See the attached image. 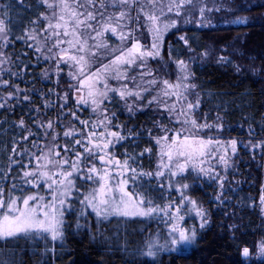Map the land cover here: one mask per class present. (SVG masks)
Instances as JSON below:
<instances>
[{
	"label": "snow or ice",
	"instance_id": "obj_1",
	"mask_svg": "<svg viewBox=\"0 0 264 264\" xmlns=\"http://www.w3.org/2000/svg\"><path fill=\"white\" fill-rule=\"evenodd\" d=\"M241 28L264 32V0H0V264L30 248L77 264V235L98 264H173L213 229L232 264H264V184L257 201L236 179L245 156L264 171V112L225 138L236 101L201 79L223 67L264 85V42L205 43ZM150 222L133 246L128 225Z\"/></svg>",
	"mask_w": 264,
	"mask_h": 264
},
{
	"label": "trees",
	"instance_id": "obj_2",
	"mask_svg": "<svg viewBox=\"0 0 264 264\" xmlns=\"http://www.w3.org/2000/svg\"><path fill=\"white\" fill-rule=\"evenodd\" d=\"M241 15H249V16H259V11H254L252 13H242ZM250 33L248 36V40L250 42L251 48H256L258 50V46L264 42V32H261L256 28H241L239 30H232L231 32L220 31L214 32L210 34V37L205 39V43H210L211 38H219L223 36H229L230 38L236 35L243 36L244 33ZM20 45L17 44V48L19 49ZM260 61H257L259 64ZM201 79L204 81H210L206 85V90L211 91H222L229 92L233 95L225 97L224 99L227 102L232 100L236 101L235 105L229 103V111L232 113L229 117V125L231 126L232 131L225 132L224 137H233L238 139H245L247 132V124H243V128H241V124L243 123L241 116L242 114L251 115L252 112L260 113L264 112V94L260 92L261 87L264 85L260 83H256L255 77L251 75L237 77L232 71L228 68H217L211 67L206 69L201 74ZM246 93H252L251 96H248L246 99H243ZM205 100L208 98L205 96ZM243 100V102H242ZM215 101H213V104ZM252 104L251 109H246L244 104ZM212 105L206 103L203 106L204 111H208L209 107ZM245 164L241 165V172L243 175H238L236 177L237 180L248 179V183L243 185L244 192L240 193L241 195H251L255 197L258 201L259 197V188L261 184H264V171H257L256 165L251 163L247 156L243 157ZM249 175L252 179H249ZM202 197V196H201ZM259 208H257L254 212L249 211L247 213V219L245 223L250 219L255 225L260 224L259 219ZM219 223V219L216 220ZM142 229H144L142 231ZM157 230V223L150 222V224L145 223H132L127 227L128 231V239L133 242V246L136 243H139L143 240L150 232H155ZM218 229H213L212 232L208 233L205 240H203L198 249H196L193 253H191L187 258H173V264H232V259H234L232 250L220 247V245L225 244L226 242L223 240H219L217 238ZM250 240L259 239V232L256 233L255 236H250ZM216 241L213 244V241ZM87 241H81L80 237L77 235L74 239L71 240L70 247L75 250L74 259L77 261V264H98L101 259V255H98L96 251L87 246ZM43 246V242H41V247ZM34 249H28L27 252L24 253L22 259L24 260V264H36L37 258L31 257V252ZM230 257L232 259H230ZM11 257L6 254L0 253V259H10ZM17 259H21V257H17ZM110 264H123L119 255L115 256L111 259ZM165 264H169V259L165 258Z\"/></svg>",
	"mask_w": 264,
	"mask_h": 264
},
{
	"label": "flooded vegetation",
	"instance_id": "obj_3",
	"mask_svg": "<svg viewBox=\"0 0 264 264\" xmlns=\"http://www.w3.org/2000/svg\"><path fill=\"white\" fill-rule=\"evenodd\" d=\"M208 191H211L210 189ZM197 197L201 198V199H207V197L203 194V193H196ZM202 196V197H201Z\"/></svg>",
	"mask_w": 264,
	"mask_h": 264
}]
</instances>
